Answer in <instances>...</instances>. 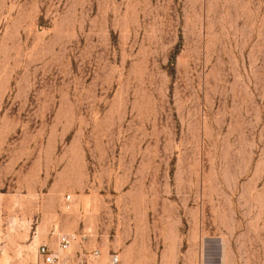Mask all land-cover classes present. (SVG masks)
<instances>
[{"label": "rangeland", "instance_id": "rangeland-1", "mask_svg": "<svg viewBox=\"0 0 264 264\" xmlns=\"http://www.w3.org/2000/svg\"><path fill=\"white\" fill-rule=\"evenodd\" d=\"M73 233L264 264V0H0V264Z\"/></svg>", "mask_w": 264, "mask_h": 264}, {"label": "built area", "instance_id": "built-area-1", "mask_svg": "<svg viewBox=\"0 0 264 264\" xmlns=\"http://www.w3.org/2000/svg\"><path fill=\"white\" fill-rule=\"evenodd\" d=\"M66 204L72 202V197L67 196ZM87 241V235L84 234H63L58 238V249L51 251L48 246L44 245L40 249V254L46 264H97L101 251L94 249L88 251L84 248V242ZM75 243H80V251L73 253L72 247ZM121 260L117 253L110 257L109 264H120Z\"/></svg>", "mask_w": 264, "mask_h": 264}]
</instances>
